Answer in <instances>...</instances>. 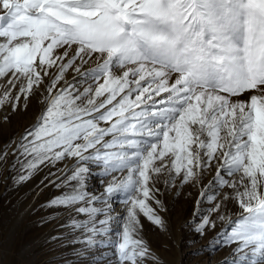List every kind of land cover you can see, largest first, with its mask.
<instances>
[{"label": "snow or ice", "instance_id": "obj_1", "mask_svg": "<svg viewBox=\"0 0 264 264\" xmlns=\"http://www.w3.org/2000/svg\"><path fill=\"white\" fill-rule=\"evenodd\" d=\"M0 7L7 12L0 17L6 20L0 26V78L11 73L13 86L25 79L20 91L27 99L48 69H57L45 110L18 146L27 161L21 182L42 165L75 158L66 177L71 191L50 203L71 210L86 200L89 163L105 175L127 171L105 188L107 196L123 192L131 203L122 241L112 247L119 264H161L143 240L132 238L137 207L163 229L146 209L152 176L168 167L165 157L171 156V170L183 172L182 183H188L219 155L216 182L236 190L243 210L229 237L238 264H264V0H0ZM90 61L95 66L82 71ZM69 69L96 86L83 92L65 87L53 95ZM246 92L260 94L232 99ZM6 156L0 153V162ZM222 172L240 179L230 182ZM215 226L205 218L196 231L203 236Z\"/></svg>", "mask_w": 264, "mask_h": 264}, {"label": "rangeland", "instance_id": "obj_2", "mask_svg": "<svg viewBox=\"0 0 264 264\" xmlns=\"http://www.w3.org/2000/svg\"><path fill=\"white\" fill-rule=\"evenodd\" d=\"M6 16V10L0 7V17ZM5 23L6 20H0V26ZM63 51V48L57 49L58 53ZM94 66L90 61L82 71ZM48 71L47 76L42 73L43 83L34 87L27 99L20 91L22 84L26 86L25 79L14 80L13 86L8 82L11 73L0 78V97L9 93L7 101L0 106V153H7L0 162V264H119L117 250L112 245L122 241L123 225L128 222L131 203L125 202L123 192L107 196L105 188L114 178L116 182L123 180L127 171L105 175L101 167L89 163L90 172L84 189L86 200L71 210L52 207L50 203L71 191L66 177L76 166L75 158L56 162L54 166L42 165L30 179L20 181V176L26 175L24 165L27 161L20 155L18 146L46 108L50 98L48 88L57 69L53 67ZM116 71L118 74L122 72L121 69ZM89 86H96L91 77L86 78L69 69L53 89V95L65 87L83 92ZM252 94L260 93L246 92L232 99L248 101ZM100 126L108 127L103 122ZM165 161L168 167L152 176L150 196L145 200L146 209H152L150 214L163 221V229L137 207L138 224L132 238L143 240L161 264H238L240 254L236 253L237 245L230 243L229 237L243 210L235 199L236 190L221 187L216 182L217 169L221 167L219 155L199 172L196 180L188 183H182L183 172L177 175L171 170V156L165 157ZM161 163L156 161L157 166ZM221 175L230 182L240 179V174L227 176L222 172ZM239 191L242 192L243 188L240 187ZM136 196L144 199L140 193ZM93 197L96 199L89 202ZM217 204L221 205L220 211H210ZM79 207L98 211L88 215L76 211ZM221 215L225 217L223 220L218 218ZM205 218L214 221L216 226L206 229L205 235L201 236L196 229ZM100 221L107 223L101 224ZM93 227L103 231L94 233L90 231ZM89 240L93 243L89 244ZM137 264H140L139 260ZM143 264L156 262L146 259Z\"/></svg>", "mask_w": 264, "mask_h": 264}]
</instances>
